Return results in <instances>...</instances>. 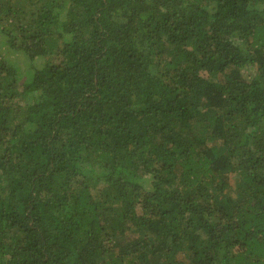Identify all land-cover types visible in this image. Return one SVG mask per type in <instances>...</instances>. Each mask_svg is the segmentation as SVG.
Segmentation results:
<instances>
[{
    "label": "trees",
    "instance_id": "trees-1",
    "mask_svg": "<svg viewBox=\"0 0 264 264\" xmlns=\"http://www.w3.org/2000/svg\"><path fill=\"white\" fill-rule=\"evenodd\" d=\"M0 264H264V0H0Z\"/></svg>",
    "mask_w": 264,
    "mask_h": 264
}]
</instances>
